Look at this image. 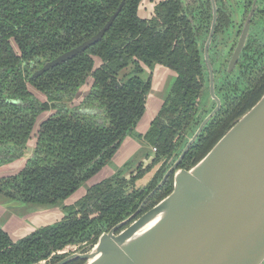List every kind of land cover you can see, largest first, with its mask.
I'll list each match as a JSON object with an SVG mask.
<instances>
[{
    "label": "trees",
    "instance_id": "trees-1",
    "mask_svg": "<svg viewBox=\"0 0 264 264\" xmlns=\"http://www.w3.org/2000/svg\"><path fill=\"white\" fill-rule=\"evenodd\" d=\"M158 1L153 17L145 21L135 15L139 0H127L101 42L31 80L32 71L42 61L54 58L95 33L108 7L92 0H0V147L10 144L14 149H22L37 115L49 108L56 109L55 103L62 99L71 98L91 72L93 84L84 103L103 109L109 122L108 127H101L85 116L59 108L40 124L34 158L15 176L0 180V187L12 199L52 206L67 199L110 162L124 136L133 132L142 116L145 96L150 90V81L139 77L142 70L138 62L148 68L159 64L175 72L169 94L142 140L156 148L152 164H161L171 155L179 154L178 146L186 141L182 138L196 118L206 77L198 43L180 3ZM256 5L259 7L255 17L259 20L255 26L264 33V24L260 22L264 17V0H257ZM250 45L248 41L245 48ZM92 55L103 62L95 71H92ZM129 64L134 66L133 75L123 83L118 82L117 74ZM28 84L46 95L51 105L35 100L27 90ZM263 93L264 76L247 103L238 107V112L230 117L228 112H220L207 124L179 168L188 170L199 162ZM11 101L21 105H13ZM149 168L137 170L136 175L130 172L128 179L123 170H118L87 188L72 205L64 206L59 222L16 242L0 229V264H39L48 259L53 264L62 256L52 254L68 245L90 240L92 245L96 244L102 232L138 207L145 189H135L134 184ZM161 172V169L157 171V175ZM151 185L146 189H151ZM171 190L170 179L143 212ZM68 264L84 262L75 260Z\"/></svg>",
    "mask_w": 264,
    "mask_h": 264
},
{
    "label": "water",
    "instance_id": "water-1",
    "mask_svg": "<svg viewBox=\"0 0 264 264\" xmlns=\"http://www.w3.org/2000/svg\"><path fill=\"white\" fill-rule=\"evenodd\" d=\"M117 12L94 37L47 63L37 75L93 45ZM253 12L252 8L228 71L244 46ZM204 58L207 61L206 49ZM208 71L209 95L216 106L164 176L162 182L176 171L172 191L125 229L115 234L135 214L102 233L89 253L72 254L56 264L76 259L84 264H264V93L199 162L176 170L220 107L209 64Z\"/></svg>",
    "mask_w": 264,
    "mask_h": 264
},
{
    "label": "flooded vegetation",
    "instance_id": "flooded-vegetation-1",
    "mask_svg": "<svg viewBox=\"0 0 264 264\" xmlns=\"http://www.w3.org/2000/svg\"><path fill=\"white\" fill-rule=\"evenodd\" d=\"M142 1L143 0H139L138 4L136 6V9H135L136 18H138L139 20L149 21L153 17L154 7L159 1L158 0H155V1L149 0L150 2H153V4H154L153 10L150 12L149 17L141 18L139 16V11L141 10L140 5H141ZM256 1L257 0H251V2L248 3L249 2L248 0H240V1H237V0H178V2L180 3L181 9H182V14L185 16L186 20L188 21V23L191 27V31L194 34L195 41L198 43L199 50H200V53L202 56L204 74L206 77V86L204 87L203 92L207 91V93L209 95V83H210L209 71H208V64H209V66L212 69V74H213L214 95L220 101L219 109L213 115V117L210 118V120L206 123V125L203 127V129L200 132V134L198 135V137L202 134V132H203L204 128L207 126V124L220 112H228L229 117L231 115L235 114L236 112H238V107L244 106L247 103V100L251 98V96L253 95V93L256 89V86L260 83L261 79L264 76V47H263L264 41L262 38L264 36L263 35L264 33L261 30H259L258 32L254 31L255 21L259 20L255 17L256 8L259 7V5H256ZM92 2L97 3L98 5H100L102 7H108L107 11L104 15V21L101 22L100 28L95 33H93L90 37H88L87 39H85L84 41L79 43L78 45L58 54L57 56H55L54 58H52L50 60L42 61L41 64L38 65L36 67V69H34L32 71L31 76H30L31 80H36L39 77L46 74L47 72H49L50 70H52L56 67H59L65 63L75 59L76 57L82 55L83 53H85L86 51H88L89 49H91L95 45H97L99 42H101L102 39L105 37V35L108 33V31L114 25L116 19L121 14L122 10L124 9V7L127 3V0H111V2H110V0H92ZM122 2H123V4H122L120 10L117 12V10L120 7ZM252 8L254 9V12L252 13V15L249 19L248 31H247V35H246V38L244 41V46L240 50L237 62L234 65L233 69L231 71H228L229 62H230L232 55L234 53V50L236 48L239 37H240L245 25L247 24L246 22H247L250 10ZM116 12H117V14L114 17L109 28L105 31L103 36L98 41H96L93 45L89 46V48H87L84 52L79 53V54L73 56L72 58H70V59H68V60H66V61H64V62H62L56 66L50 67L48 70L44 71L42 74L37 75V73L44 67V65L52 62L53 60L64 55L65 53H68V52L76 49L77 47L81 46L84 42H86L89 39H91L92 37H94L97 33H99L104 28V26L109 22L110 18ZM261 20H260V22L262 24H264V17H262ZM260 33H261L262 37H259ZM248 41L251 42V45H250V48L246 49L245 47H246ZM262 44H263V46H262ZM206 45H208L207 48H206ZM229 45H230V47H229ZM13 48H14V51L17 52L14 45H13ZM205 49L207 52V61L204 58ZM91 58H92V71H95L96 69H98L102 66L103 62L96 55L95 56L92 55ZM95 58H97L99 60L98 64H96ZM133 61H136V59H133ZM216 63L219 64L218 67L217 66L214 67ZM138 65H139V67H141V70H142V72L139 74V77L143 80H149L150 81V88H151L152 74L149 73V75L146 79L142 78V75L144 74L145 70L153 71V69L156 66H162V65L155 64L151 68L144 66L140 62H138ZM163 67H165V66H163ZM126 68H129V76L125 80L118 79L119 73ZM133 68H134L133 64H129L127 67L122 69L117 74L116 80L120 83H123L124 81H126L130 76L133 75V74H131V71L133 70ZM35 75H37V76H35ZM175 77H176V75H175ZM92 84H93V78H92V72H91L87 75L84 84H82L78 88V90L75 92V94L71 98H64V99L58 101L57 103H55L56 109L49 108L48 110L40 112L37 115V117L41 114H46V117H45V119L40 121L37 128H34V126H33L31 133H30V135H29V137H28V139H27V141H26V143L22 149H18V150L14 149L10 144H7L5 146L0 147V166L5 165V164L12 162L14 160L22 159V160H24V165L16 174H18L20 171H22V169L27 165V163L34 158V151H35V147H36V137H37V134H38V131L40 128V124L42 122H44L50 116L54 115L59 108H61V109L63 108L65 110L75 112L81 116H85V118H87L91 123L93 121L98 126L108 127L109 122L105 118L104 110L101 108H98L95 105L91 106V105L84 103L86 97L90 93ZM27 90L33 96V98L35 100H38L40 103H47L48 105H51V103H49L46 95H44L42 92H40L39 90L34 88L32 85L28 84ZM80 94H82V98H81L80 102L74 106L75 98L78 97ZM146 97H147V95L145 96V100H144V110H145ZM209 100H210V106L211 107H209L204 112L202 110L197 111L196 118L194 119V121H192L190 128L187 130L185 136L182 138V140L185 139L186 141L185 142L183 141L178 146V149L180 147L181 148H180V152L177 156H175L173 154L161 164L160 163L152 164L154 157H155L156 148L151 147L150 145L147 144L150 147L151 155H148L146 157L145 162H141L140 164H138L133 171H130L129 168H127L126 166H124L123 169H120V170H123V172L126 176V179H128L130 172H133L132 175H136L137 170L143 171L144 169H146L147 167L150 166L149 170L147 172H145V174H143V176L140 179L136 180L135 184H134L135 189H138V190H144L145 189L144 190L145 193H144V196H143L142 200L140 201L138 207L133 212H131L122 221H120L117 224H115L114 226H112L106 232H102V233L109 232L111 229L116 227L118 224L122 223L123 221H125L126 219L130 218L132 215L135 214V216L129 222H127L125 225H123L122 227H120L119 229H117L115 231V234H116L119 231H121L122 229H125L131 222H133L134 220L139 218L142 214L145 213V212H143V210H144V207L146 206V204L150 201V199H152V197L170 179L172 180V188H173V182H174L173 179H174V175H175L176 171L169 172V174L166 177V179L164 180V182H162V180H163L164 176L166 175V173H168V171L172 168L174 163L177 161V159L179 158V156L183 152L184 147L187 144V141L191 139V137L197 131L198 127L202 124L203 120L215 108L216 104H215L214 100L210 97V95H209ZM11 103L13 105H21L20 102H18V101H11ZM143 113H144V111H143ZM37 117H36V119H37ZM96 117L99 118V120H97ZM36 119H35V123H36ZM139 120L137 121V123L139 122ZM35 123H34V125H35ZM137 123L135 124L133 131L135 130ZM128 136H130V134H127L126 136H124L122 141L125 138H127ZM140 136H142V135H140ZM198 137H197V139H198ZM196 140H195V142H196ZM122 141H121V143H122ZM121 143H120V145H121ZM193 144H191L190 147ZM120 145H119V147H120ZM190 147L188 148L187 152L184 154V156L180 160L176 170H181V169L186 170L183 168H179V165H180L181 161L183 160V158L185 157V155L188 153ZM157 166H158V168L154 171V173L149 178V180L146 181V183H144L142 185H138V183L144 177H147L146 175H148ZM160 169L162 170V172L158 176L157 171H159ZM15 175H12V176H15ZM2 179H4V178H2ZM150 184H152L151 189L147 190L146 188ZM4 193L8 197H10L7 194V191L4 190ZM14 200H17V199H14ZM17 201L21 202V200H17ZM22 203H24V202H22ZM91 242L92 241L90 240V241H86L84 243H81L79 245H68L64 249L57 251L56 253L52 254V256H62L61 260H63L64 258H66L72 254L89 253V251L95 245V244L92 245ZM61 260H59L53 264H56V263L60 262ZM76 260H79V259H76ZM73 261H75V260H73ZM80 261H82V260H80ZM39 264H51V259H48L46 261H41Z\"/></svg>",
    "mask_w": 264,
    "mask_h": 264
},
{
    "label": "rangeland",
    "instance_id": "rangeland-1",
    "mask_svg": "<svg viewBox=\"0 0 264 264\" xmlns=\"http://www.w3.org/2000/svg\"><path fill=\"white\" fill-rule=\"evenodd\" d=\"M153 6V2L143 0L140 5L141 10L139 11V16L141 18L149 17L150 12L153 10ZM259 25L261 26V23H259ZM258 29L259 26L256 25L254 31H258ZM95 60L96 64H98L99 60L97 58H95ZM218 65L219 64L216 63L214 67H218ZM149 73L152 74L151 88L146 97L144 113L137 123L135 130L122 141L110 162L92 178L83 182L67 199L48 207L36 206L11 199L4 193L3 188L0 187V229L3 230L13 242L28 236L36 230L59 222L64 214L63 207L72 205L79 200L85 194L87 188L101 180L111 177L115 172L123 169L124 166L129 168L130 171H133L138 164L146 161L148 155H151L150 147L142 140V136L149 130L151 121L156 117L163 101L169 94L170 88L175 80V73L166 67L156 66L153 71L145 70L142 78L146 79ZM128 76L129 68H126L119 73L118 79L125 80ZM81 98L82 94L75 98L74 106L80 102ZM209 107H211L209 95L207 91H204L199 99L198 108L204 112ZM45 117L46 114L39 115L36 119L34 128H37L40 121L45 119ZM97 120H99V118H97ZM23 165L24 160L22 159L1 165L0 179L15 175ZM157 168L158 166L146 175L147 177H144L138 185L146 183Z\"/></svg>",
    "mask_w": 264,
    "mask_h": 264
}]
</instances>
